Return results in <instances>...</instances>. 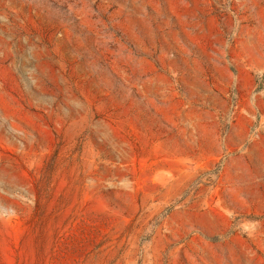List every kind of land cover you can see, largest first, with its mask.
<instances>
[{"label": "rangeland", "instance_id": "1", "mask_svg": "<svg viewBox=\"0 0 264 264\" xmlns=\"http://www.w3.org/2000/svg\"><path fill=\"white\" fill-rule=\"evenodd\" d=\"M0 264H264V0H0Z\"/></svg>", "mask_w": 264, "mask_h": 264}]
</instances>
